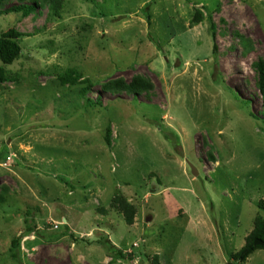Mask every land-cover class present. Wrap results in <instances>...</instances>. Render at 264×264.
Returning <instances> with one entry per match:
<instances>
[{"label":"rangeland","instance_id":"rangeland-1","mask_svg":"<svg viewBox=\"0 0 264 264\" xmlns=\"http://www.w3.org/2000/svg\"><path fill=\"white\" fill-rule=\"evenodd\" d=\"M52 15H0L22 50L0 62V264H264L263 246L232 260L264 220V0ZM136 78L147 93L103 88Z\"/></svg>","mask_w":264,"mask_h":264},{"label":"trees","instance_id":"trees-1","mask_svg":"<svg viewBox=\"0 0 264 264\" xmlns=\"http://www.w3.org/2000/svg\"><path fill=\"white\" fill-rule=\"evenodd\" d=\"M10 2L11 0H0V15L19 14L21 15V17H26L36 10L47 7L50 11V14H53L52 16H57L60 10L61 0H16V4L6 6ZM209 31L211 33L213 41H215V25L212 22H210ZM19 37H21V35H19V33H17L15 30L11 29L0 36V62L3 65L10 66L21 55L22 50L18 44ZM216 53L217 46L213 44L212 55L215 56ZM253 70L257 78L256 86L258 88V91L264 98V63L259 59L253 64ZM6 81L7 77L5 75V71L0 68V83H4ZM90 86L91 84H88V87ZM103 88L110 94L126 93L129 95H135L144 92L147 93L149 91L150 85L146 81L136 78L129 83L123 80L112 81L107 85H104ZM83 91H86V88L83 89ZM87 104L89 106L100 105L99 102H93L92 100H88ZM123 210L126 213H129V216H126V220L127 223H131V208L125 205ZM31 222L28 221L27 224H30ZM27 227V230L29 232L34 231V227H31L30 225ZM255 240H259L264 243V220L257 221L255 232H253L247 238L246 244L237 253L232 255V260L234 262H244L256 249L260 248L254 245ZM105 243L107 244V251L112 258V261H116L117 259L122 258V252L115 251L116 248L111 243H109L108 240H106ZM16 248H18V240L14 239L12 242V248L10 250V252L13 254L12 256H16ZM262 249H264V245Z\"/></svg>","mask_w":264,"mask_h":264},{"label":"water","instance_id":"water-1","mask_svg":"<svg viewBox=\"0 0 264 264\" xmlns=\"http://www.w3.org/2000/svg\"><path fill=\"white\" fill-rule=\"evenodd\" d=\"M192 173H193V175H197V172L193 168H192ZM254 245H256V246H263L264 243L261 242V241H259V240H255L254 241Z\"/></svg>","mask_w":264,"mask_h":264}]
</instances>
